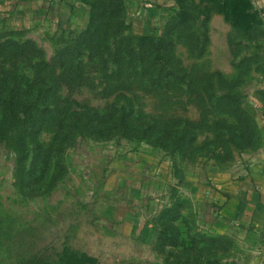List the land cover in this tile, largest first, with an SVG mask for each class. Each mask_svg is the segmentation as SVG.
<instances>
[{
    "label": "rangeland",
    "instance_id": "1",
    "mask_svg": "<svg viewBox=\"0 0 264 264\" xmlns=\"http://www.w3.org/2000/svg\"><path fill=\"white\" fill-rule=\"evenodd\" d=\"M18 4L0 0V264H255L209 190L264 143V9ZM91 114L97 133H68Z\"/></svg>",
    "mask_w": 264,
    "mask_h": 264
},
{
    "label": "crops",
    "instance_id": "2",
    "mask_svg": "<svg viewBox=\"0 0 264 264\" xmlns=\"http://www.w3.org/2000/svg\"><path fill=\"white\" fill-rule=\"evenodd\" d=\"M27 10H40L50 4L66 6L74 0H13ZM255 5L264 9V0H254ZM255 165L242 168L240 178L233 180L234 169L214 173L213 186L209 190L214 201L222 205L219 217L225 220L227 233H241L256 242L253 262L264 264V143L257 149ZM237 172V171H235ZM244 237V238H245Z\"/></svg>",
    "mask_w": 264,
    "mask_h": 264
},
{
    "label": "trees",
    "instance_id": "3",
    "mask_svg": "<svg viewBox=\"0 0 264 264\" xmlns=\"http://www.w3.org/2000/svg\"><path fill=\"white\" fill-rule=\"evenodd\" d=\"M170 73L171 72L167 68L166 74L170 75ZM42 124H43V121L40 123L39 127L34 131L35 135L38 133V131L41 128ZM70 126H71V124H70V121H69V122L66 123V127H67L68 133H70L72 135H73V133L74 134H77V133L95 134V133H97L100 130V127H99V125H98V123L96 121L95 114H91L88 117L78 118L76 120V126L73 129L74 132L70 131ZM119 126L121 127V129L124 128V127L126 128L125 133L127 135L133 136L132 135L133 132H132V130L130 128V126H132V125H131V123H128L127 121L125 122V118H123V119H121L119 121ZM252 129L254 131H256V133L259 135L260 128L258 127V124L256 126L252 127ZM12 131L15 132V130H13V128H10L9 130H7L5 132V135L8 136V137L10 136V138H11L10 140H11V143L13 145V144H16L14 138L17 137V133L15 132L14 134H12ZM147 131H148V129L145 128L143 130V132L140 134V136L144 137V138H147V135H148ZM191 142H192L191 138L187 139L186 142L177 141L176 142L177 144L173 148V150H183V152H186L189 149ZM161 143H162L163 146H165L167 148H170L169 144L167 142H165L163 138H162V142ZM169 210H171V208H169L168 210H166L164 212V214L162 215V218L168 217L167 213L169 212ZM166 227L169 228V224L166 225Z\"/></svg>",
    "mask_w": 264,
    "mask_h": 264
}]
</instances>
